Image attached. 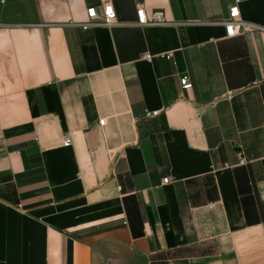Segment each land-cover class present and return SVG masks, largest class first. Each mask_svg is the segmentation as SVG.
I'll return each mask as SVG.
<instances>
[{
    "label": "crops",
    "instance_id": "0c3cea01",
    "mask_svg": "<svg viewBox=\"0 0 264 264\" xmlns=\"http://www.w3.org/2000/svg\"><path fill=\"white\" fill-rule=\"evenodd\" d=\"M112 1L0 4V264H264V0Z\"/></svg>",
    "mask_w": 264,
    "mask_h": 264
},
{
    "label": "built area",
    "instance_id": "2783aa9c",
    "mask_svg": "<svg viewBox=\"0 0 264 264\" xmlns=\"http://www.w3.org/2000/svg\"><path fill=\"white\" fill-rule=\"evenodd\" d=\"M6 0H0V4H4ZM241 0H234L233 4L230 6L228 16L223 20V24L225 26L226 36L233 37L236 34L240 33L244 22L241 20V14L239 9V3ZM87 17L88 20L81 24L82 28L87 30L92 28L97 24H106L113 25L117 23V13L114 9L112 0H101L98 6L92 5L87 8ZM166 22V16L163 10H155L151 13H148L144 5H139L137 7V20L136 24L140 26H145L148 24H162ZM253 24H249L246 26V29H251ZM264 30V26H261ZM160 57L165 58L167 60L173 61L176 64L175 56L173 51L162 52L159 54ZM143 59L151 61L155 55L150 51H146L142 55ZM180 84L184 89L193 88L194 83L191 78V72L189 69H185L179 77ZM158 111L147 112V116L156 115ZM99 123L104 124L105 118L100 119ZM70 140H65V145H69ZM240 164H245L246 159L241 158L239 161ZM228 165V163H227ZM169 182V177H165L162 179V184ZM209 207L213 208L214 203H209Z\"/></svg>",
    "mask_w": 264,
    "mask_h": 264
}]
</instances>
